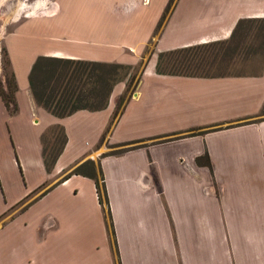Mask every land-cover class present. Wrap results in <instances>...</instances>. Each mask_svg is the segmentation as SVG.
Listing matches in <instances>:
<instances>
[{"label":"crops","instance_id":"obj_1","mask_svg":"<svg viewBox=\"0 0 264 264\" xmlns=\"http://www.w3.org/2000/svg\"><path fill=\"white\" fill-rule=\"evenodd\" d=\"M37 1L2 34L17 112L0 100V121L21 177L38 175L10 209L39 207L40 218L0 225V264H264V61L256 75L155 73L159 53L226 41L239 20L264 19V0H177L155 38L168 0ZM152 38L136 92L113 121L124 83L101 111L56 118L34 102L28 75L38 57L136 66ZM55 127L65 144L47 173L42 136ZM127 143L143 147L102 157V144ZM204 153L211 173L195 162ZM86 160L100 166L109 216L92 180L66 178Z\"/></svg>","mask_w":264,"mask_h":264},{"label":"trees","instance_id":"obj_2","mask_svg":"<svg viewBox=\"0 0 264 264\" xmlns=\"http://www.w3.org/2000/svg\"><path fill=\"white\" fill-rule=\"evenodd\" d=\"M176 0H168L166 7L157 23L153 33V38L159 34L164 23L171 14ZM262 24L264 26V19H243L239 20L235 25L230 37L226 41H218L204 45L177 49L168 52H162L156 56L155 73L159 75L169 76H183V77H197V78H213L221 76H201V58H197L196 51L201 49L214 48L229 44L236 35L237 30L244 24ZM150 40L148 45L153 47L154 40ZM260 49L264 50V44L259 45ZM2 77L4 78V86L0 79V100L6 108L8 114L14 115L17 112V107L14 95L17 91L16 83L12 72L9 70L6 51L2 48ZM153 53V48L146 56L142 57L136 66H125L114 63H97L90 61L57 59L38 57L31 67L28 75V84L30 93L36 105L47 113L56 118H64L72 115L77 111H101L107 106L108 98L115 85L123 82L131 75L130 71L140 69L138 81L143 68L150 55ZM199 55H202L200 52ZM201 57V56H200ZM264 57V56H263ZM137 81V82H138ZM123 96L117 100L112 121L117 117L124 107L126 101H123ZM122 102V104H121ZM264 115V104L261 109ZM112 121L110 122L106 133L109 131ZM56 136L53 139L52 147L47 149L42 148V162L47 173L52 170V167L60 155L65 144V136L60 127H55ZM197 132L191 135H196ZM43 138V136H42ZM128 148H120L111 150L102 155L114 156L124 153L128 150L137 149L143 146L134 145V143L121 144L116 147L129 146ZM113 148V147H110ZM197 165L208 168L209 160L206 153L195 159ZM78 175L86 177L93 181L100 206L105 207L106 213L109 216L108 202L103 185V175L98 163L91 160H86L80 165L76 166L66 176ZM112 234V232H111Z\"/></svg>","mask_w":264,"mask_h":264},{"label":"rangeland","instance_id":"obj_3","mask_svg":"<svg viewBox=\"0 0 264 264\" xmlns=\"http://www.w3.org/2000/svg\"><path fill=\"white\" fill-rule=\"evenodd\" d=\"M36 2L37 0H4L3 4H0V42L2 34L11 31L13 27L12 22L18 17L17 15L15 18L18 4L22 3L23 8H30L28 12H32L31 8ZM47 3L50 4L48 0H45L44 6ZM47 7L48 5L45 8L36 10L35 15L38 16L44 14L47 11ZM20 11L22 13L20 19H22L23 16H26L27 14H23L22 9H20L19 12ZM261 44H264V26L256 23L244 24L237 30L235 37L229 44L217 45L214 46V48L201 49L195 52L197 58L199 60L201 58L202 60V65H200L201 76L211 77L259 74L264 61V50L258 48ZM0 48L2 49L3 46L0 45ZM146 48L149 52L151 50V45H148ZM1 49L0 64L2 67L3 56ZM200 52L202 55H199ZM130 73L131 75L121 82L125 84V88L120 95L123 96V101L131 98L136 92L140 69L132 70ZM261 117H264L263 113ZM5 122L6 121H0V215H3V217L0 218V225L2 223L6 224L9 222L7 220L13 217L11 220L12 222H9L10 226L12 225L16 228L22 227L24 224L31 226L40 218V216H37V210L39 207H35L24 216L17 214V211L21 206L12 209L10 208L14 205L11 204V202L15 201L16 203L26 196L24 195L22 197V195L28 190L29 185L34 184L38 180V175L36 172L31 171L30 174H26L24 178L21 171V177L16 163V160L18 161L16 148L12 143L7 123ZM55 133L56 131L52 128L45 132L42 138L43 147L47 149L52 147L53 139L57 134ZM102 148H104V152L106 153L111 151L105 148V144H102ZM41 192L42 189L38 190L36 194L32 195L30 199L28 198L25 200L21 205H26ZM27 235L31 236V230L28 231ZM0 245H2L1 239Z\"/></svg>","mask_w":264,"mask_h":264},{"label":"bare ground","instance_id":"obj_4","mask_svg":"<svg viewBox=\"0 0 264 264\" xmlns=\"http://www.w3.org/2000/svg\"><path fill=\"white\" fill-rule=\"evenodd\" d=\"M42 2V1H41ZM43 2H45V1H43ZM24 4V3H23ZM39 2L37 1V3L36 4H34L33 5V7H32V12H27L26 14L28 15V14H31V13H34V11H35V9L39 6ZM42 4V3H41ZM20 6H19V8H18V10L17 11H19L20 9H23V5L22 4H19ZM16 11V12H17ZM29 16V15H28Z\"/></svg>","mask_w":264,"mask_h":264},{"label":"snow or ice","instance_id":"obj_5","mask_svg":"<svg viewBox=\"0 0 264 264\" xmlns=\"http://www.w3.org/2000/svg\"><path fill=\"white\" fill-rule=\"evenodd\" d=\"M4 0H0V4H3Z\"/></svg>","mask_w":264,"mask_h":264}]
</instances>
